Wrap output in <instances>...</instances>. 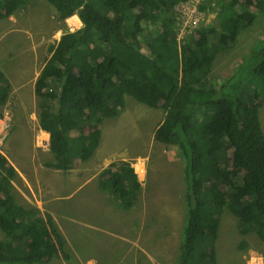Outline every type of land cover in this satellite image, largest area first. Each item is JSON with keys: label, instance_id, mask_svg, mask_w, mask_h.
Listing matches in <instances>:
<instances>
[{"label": "trees", "instance_id": "1", "mask_svg": "<svg viewBox=\"0 0 264 264\" xmlns=\"http://www.w3.org/2000/svg\"><path fill=\"white\" fill-rule=\"evenodd\" d=\"M18 1L0 0V8L7 7L5 13H0V18L13 13ZM47 1L55 6L60 18L78 10L84 24L81 30L61 37L53 55L57 63L49 66L44 74L57 79L60 93L57 90L44 92L41 87L35 91L42 101L48 98L57 101L56 114L43 112L41 115V125L52 133L51 151L57 157V166L62 167L60 152L67 137V131L61 133L58 130L59 124L75 115L76 125L81 128L87 118L85 108L91 115L99 112L114 116L123 108L125 95H129L149 107L161 108L163 118L155 129L154 139L178 146L188 163L190 180L202 183L215 179L208 189L210 201L188 222L184 240L191 239V242L180 248V264H212V242L218 224L213 216L224 206L238 216L243 233L254 229L264 239V134L257 115L243 112L248 106L242 96V80H229L220 87L209 89L196 88L193 82L198 80H188L192 74H207L212 52L228 46L226 39L234 33L229 36L220 32V42L214 40L213 43L208 35L213 28H200L186 35L180 52L173 38L168 44L152 46L158 36L152 34L147 39L151 45L150 56H147L141 53L137 40L141 21L155 22L158 17L154 11L159 7L172 8L177 0ZM234 7L235 2L220 4L217 10L223 30L228 29V20L232 19L228 10ZM161 18L163 31L175 33V23L168 11L163 12ZM256 68L264 75V61ZM0 80H4L1 72ZM7 96L6 91L0 89V105L5 104ZM185 105L200 109L203 116H210L202 126L207 145L211 146V158L202 155L192 144L191 138H197L202 131L197 126L190 133L183 124ZM102 107H109L108 113L103 112ZM100 138L99 129L72 138L75 156L90 159ZM227 140L233 152L232 171L218 167L228 160L222 151ZM68 167V164L64 165L65 169ZM10 172L13 168L0 156V191L3 195L0 197V229L7 235L0 239V264L42 263L56 253L54 241L42 229L40 221L22 223L17 220L23 219L27 212L8 192ZM106 172L104 170L102 175ZM240 172L244 173L242 177ZM230 173L236 174L238 185L232 184L235 192L229 203L218 190L217 182L228 180ZM194 204L193 193L189 192V209L194 208ZM55 237L59 244L60 235L55 233Z\"/></svg>", "mask_w": 264, "mask_h": 264}, {"label": "clouds", "instance_id": "2", "mask_svg": "<svg viewBox=\"0 0 264 264\" xmlns=\"http://www.w3.org/2000/svg\"><path fill=\"white\" fill-rule=\"evenodd\" d=\"M42 1L20 0L17 2L13 13L1 17L0 21L6 19L7 23L4 25L0 24V43L9 33L17 32L20 29L23 32L24 29L31 28L24 26L21 19L23 16L31 15ZM233 2H235L234 9L229 8L228 10L232 19L228 20V29L223 30L221 27L223 22H219L217 19V10L220 4L226 5ZM3 7L0 8V13L2 14L7 9L6 6L3 5ZM136 9L139 10V8ZM54 11L48 16L51 21V28L46 32L34 31L30 44L25 42L23 36L18 35L15 39L9 38L0 48V72L4 77V80H0V89L5 90L8 95L5 104L0 105V156L6 159L7 166L13 168V172L8 173L11 182L8 192L12 193L13 197L22 204V207L27 212L23 219L18 218L17 220L22 223L40 221L43 225L42 229L48 232L56 248V253L49 260L34 264H57V259L61 257H65L68 263L70 260L65 254L66 252H64L65 239L55 224L53 214L47 209L48 205L46 204L44 211L39 210L32 202L33 198L40 194L42 190L53 186L56 182L57 185L64 188L74 186V190L71 193V198H73L75 193L82 191V187L75 189L76 185L86 178H89L106 195L113 197L125 212L129 213L132 209L136 211L135 222L136 225L141 226L138 232L143 243L141 251L143 264H180V248L183 244L187 246L191 242V239L184 240L188 222L192 216L197 214L198 209L205 207L210 201L208 189L215 182V179H207L202 183L190 180L187 177L188 163L178 146L171 143H162L154 139L155 129L161 124L163 118L161 108L138 104L133 100L135 98L129 95H125L123 108L114 116H107L99 112L91 115L89 110L85 108L84 112L87 118L81 128L76 125L77 117L75 115L67 122L59 124L57 126L58 130L61 133L67 131V137L64 139L63 148L60 152L62 167L57 166V157L51 151L52 133L41 125L43 112L48 115L57 113V101L55 98H48L46 101H42L40 97L36 96L35 91L41 87L44 92L57 90V93H60L57 79L44 74H47L49 66L57 63L53 55L61 37L66 33L81 30L84 24L78 10L73 11L64 18H60L55 6ZM165 11H168L174 20L175 33L163 31L161 17ZM154 15L158 17L154 20L155 22L142 20L138 27L137 40L140 43V51L147 56H150L151 50V45L147 42V39L152 34L158 35L152 46L168 44L173 38L180 52V46L186 35L192 34L194 33L193 31L200 28L208 26L213 28L214 31L208 34L213 43L214 40L215 42H220V32H224L229 36L231 32L234 33L226 39L229 42L228 46L217 48L216 51L212 52V60L207 74H192L188 77V80H198L193 82V85L201 89L217 88L229 80H242V96L248 106V109L243 112L245 115L247 113L250 115L255 113L257 115L261 131L264 134V107H262V104H264V75L256 68L260 62L264 61V3L261 0H177L172 8H157L154 11ZM73 16H76L79 20V24L76 26L70 23V18ZM243 34L250 36L252 40L250 46L257 39L252 48V53L250 46L236 53L226 52L235 46ZM257 45H260L258 50H256ZM25 57L29 58L30 66V71L26 78L19 75V68ZM215 67H219L221 70L229 69V67L231 69L213 80L211 73ZM6 81L8 83H5ZM11 99H14L18 108L25 113L26 121L24 123L18 120L15 109L11 110V113L8 110ZM37 100L38 102L36 103ZM135 100L138 101L137 99ZM51 103H54V106ZM22 104H25V106H22ZM108 108L102 107L101 110L108 113ZM202 112L194 106L185 105L182 119L183 124L190 133L193 128L200 126L202 132L197 138H191L192 144L195 145L202 155L211 158V146L207 145L204 137V127L202 126V123L206 121L205 119L210 116L208 114L203 116ZM137 113L140 115L145 114L147 117H144L151 119L149 125L152 127L150 143L154 146V154L159 159L155 176L167 173L177 176L176 182L164 189L168 197L167 207H159L156 218L152 215L151 221L149 220V214L143 211L144 205L142 201L143 193L148 190L150 185L148 165L150 155L136 154L122 157L111 147L108 137L103 136V130L105 136L122 131L121 128L130 122L132 116ZM70 126L72 128L69 130ZM15 129H18L21 134L28 136L29 140H31L30 150L24 151V149L9 147L8 139ZM97 129L101 131V138L99 142H96L95 151L90 159L82 160L79 156H75L72 138L77 137L79 134L87 135ZM228 144L227 140L223 144L225 149L222 150L227 154L228 160L220 163L218 167L225 171H232L231 158H233V152ZM65 164L69 165L66 169L64 168ZM104 170H107V172L102 175ZM49 172L57 175L54 178L44 180L43 174ZM141 172H145L146 177L139 180L138 173ZM239 175L242 177L244 173L240 172ZM235 176L236 174L230 173L228 180L217 182L218 190L229 203L232 201V196L235 192L232 184L238 185L235 181ZM158 189L161 190L162 188L158 187ZM189 192L193 193L195 201L194 208L192 207L191 209L187 205V194ZM24 194L31 196L30 204L27 201H23ZM161 194L159 191V195ZM0 197H3L1 191ZM224 209L229 210L237 218L238 230L241 235L246 236V239L242 238L238 242L236 247L238 258L235 256L237 260L232 264H264V254L259 248L254 246V244L264 245V239L254 229L243 233L239 225L238 216L228 206H224L220 213L213 216L217 218L218 224L216 236L212 242V264H220L218 257H216L215 244L219 236V217ZM32 210H34V213L31 212ZM155 219L157 227L150 229L149 224L153 225ZM150 232L153 235L151 238L148 236ZM0 233L2 234L0 239L7 236L2 229H0ZM55 233L61 237L59 244ZM251 237H254L255 240H252ZM168 240H174L177 243L176 252L170 244H164V241ZM249 240L254 243L249 242ZM206 248L209 250V247ZM148 252H152V254L149 255ZM242 256L246 258L243 259Z\"/></svg>", "mask_w": 264, "mask_h": 264}, {"label": "crops", "instance_id": "3", "mask_svg": "<svg viewBox=\"0 0 264 264\" xmlns=\"http://www.w3.org/2000/svg\"><path fill=\"white\" fill-rule=\"evenodd\" d=\"M55 175L44 173L43 179L54 178ZM145 177V172L138 173L139 180ZM79 187L84 193L70 204L60 202L67 195L62 193L65 188L57 185V182L42 190L33 200L29 194H24L23 201L29 203L32 200L42 211L48 205L47 209L53 214L55 224L65 239L64 252L72 264H143V243L138 232L141 226L136 225V211L125 212L113 197L106 195L89 178L77 184L75 189ZM104 197L106 204L101 202ZM142 201L143 211L149 214L151 221L152 215L156 218L159 207H167L168 197L163 188L159 190L151 184L144 191ZM97 205L101 210L95 208ZM31 212L34 213V210ZM156 227L155 219L149 228ZM148 236L151 238L153 235L150 232ZM57 264L69 263L65 257H61L57 259Z\"/></svg>", "mask_w": 264, "mask_h": 264}, {"label": "rangeland", "instance_id": "4", "mask_svg": "<svg viewBox=\"0 0 264 264\" xmlns=\"http://www.w3.org/2000/svg\"><path fill=\"white\" fill-rule=\"evenodd\" d=\"M54 6L47 2V0H43L38 6V8L32 12L29 16H23L21 21L24 26L31 27L24 29L23 33L22 30H18L17 32L9 33L0 43V48L9 40V38L15 39L18 35L23 36L25 38V42L27 44H30L31 36L34 33V31H43L46 32L48 29L51 28V21L49 20V15L54 13ZM7 20L4 19L0 21V24H6ZM252 40L250 39V36L247 34H243L240 36L239 40L236 42L235 46L226 51L229 53H236L239 51L244 50L245 48L249 47ZM257 42V39L253 41L255 44ZM253 45L250 46V51L252 53ZM260 48V45H257L256 50ZM234 64V63H233ZM232 64V65H233ZM29 58L25 57V59L21 62L20 68H19V75L23 77H27L30 71L29 68ZM231 67L226 70H221L219 67H215L212 71L211 75L213 80L217 77H220L223 73L229 72ZM135 102L141 105H145L141 102L136 101ZM38 100L36 101V103ZM51 105L54 106V103H51ZM9 111L11 113V110H16V115L18 120L21 123H24L26 121L25 119V113L23 110L18 108L17 102L14 99H11L9 102ZM22 106H25V104H22ZM146 106V105H145ZM262 107H264V104H262ZM147 115H140V114H134L131 118V121L128 122L124 127H122V131L118 133H110L105 136L104 130H103V136L108 137V142H110L111 147L115 149V152L120 154L122 157H125L126 155H143L147 154L150 155V160L148 162L149 165V182L150 185L154 184L155 186L159 188L165 189L168 185L174 184L177 180V176L171 173H167L165 175H156V168L158 163V158L154 154V146L150 143V136L152 133V127L149 126L151 123L150 118L144 117ZM28 118V117H26ZM111 120V119H108ZM149 126V127H148ZM119 129V128H118ZM8 144L10 148H17V149H24V151H28L31 148V140H29L28 136H24L19 132L18 129H15L9 139ZM170 165V164H169ZM74 190V186L67 187L64 189L62 193L67 195L68 197L65 199H62L60 202L64 205L70 204L80 198L82 194L84 193V190L79 191L78 193H75L73 198H71V193ZM101 202L103 204H106L105 197L104 199H101ZM30 204V203H29ZM32 205V204H31ZM96 209L101 210L100 206H95ZM220 223H219V236L216 240V257H218V262L220 264H227V263H233L237 260L238 252H236V247L238 246V242L240 239L245 238L246 236H243L240 234L238 227H237V218L227 209H224L219 217ZM252 235V234H249ZM248 235V236H249ZM0 237H2V234L0 233ZM4 237V236H3ZM252 240H255L254 237H251ZM249 242H252L249 240ZM170 244L172 249L174 251H177V243L174 240H168L164 241V244ZM254 243V242H252ZM255 247L259 248L260 251L264 254V245L261 244H254ZM238 250V248H237ZM149 255L152 254V252H148ZM237 258H236V257ZM243 259L246 257L242 256ZM72 264L71 260L69 262Z\"/></svg>", "mask_w": 264, "mask_h": 264}, {"label": "bare ground", "instance_id": "5", "mask_svg": "<svg viewBox=\"0 0 264 264\" xmlns=\"http://www.w3.org/2000/svg\"><path fill=\"white\" fill-rule=\"evenodd\" d=\"M70 23L74 26L78 25L79 24V20L76 16H73L70 18Z\"/></svg>", "mask_w": 264, "mask_h": 264}]
</instances>
